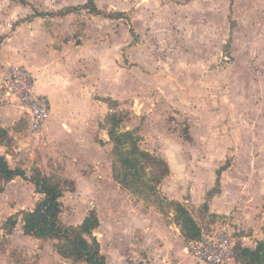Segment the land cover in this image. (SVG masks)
Masks as SVG:
<instances>
[{
  "label": "rangeland",
  "instance_id": "1",
  "mask_svg": "<svg viewBox=\"0 0 264 264\" xmlns=\"http://www.w3.org/2000/svg\"><path fill=\"white\" fill-rule=\"evenodd\" d=\"M93 1L99 13L85 6L88 0H0V47L17 27L24 24L28 32L26 22L36 13H47L40 19L48 18L45 28L55 31L48 42L64 58H73L79 78L90 74L96 99L108 107L97 109L104 121L99 126L108 129L110 112L124 116L119 130L135 132L142 149L169 165L160 194L181 202L204 235L226 223L236 238L248 236L244 243L252 246L264 233V0ZM69 7L72 14L56 20ZM26 39L15 40L22 54ZM24 126L23 121L14 126L18 139ZM50 152L47 148L41 168L39 156H31L26 146L12 150L7 160L28 175L37 168L72 181L60 199L61 221L78 225L82 214L99 210L103 227L95 236L102 253L112 255L110 264H179L194 258L184 238L177 252L164 249L159 238L160 252L152 254L156 232H177L170 228L174 212L156 198L144 200L116 186L109 176L115 162L111 150L99 153L96 168L82 167L78 182L75 167L61 165ZM222 166L220 201L228 203L226 214L217 215L210 193ZM4 185L0 181V188ZM5 186L0 191V257L12 264H86L54 258L55 241L25 236L19 213L16 226L3 229L15 208L27 209L35 197L24 180ZM144 208L150 209L148 216ZM109 210L122 229L105 238ZM237 212L240 224L232 222ZM247 262L237 251L231 264Z\"/></svg>",
  "mask_w": 264,
  "mask_h": 264
},
{
  "label": "crops",
  "instance_id": "2",
  "mask_svg": "<svg viewBox=\"0 0 264 264\" xmlns=\"http://www.w3.org/2000/svg\"><path fill=\"white\" fill-rule=\"evenodd\" d=\"M234 1L237 2V0ZM70 14L72 13H69V15ZM65 16L66 14L61 18L57 17L56 20H63L64 18H66ZM53 20L54 19H51L50 21L52 22ZM46 22H49L48 18L40 19V17H34L31 22H26L28 32H24V24L17 27L16 30L12 32V35L7 38L9 43H4L0 47V79L2 73L8 65H25L31 71L35 78V85L38 92L43 93L50 98L51 111L45 125L46 139L44 136V144L38 147L36 151L32 150L29 143H27L28 141L24 132L25 126L22 130V140L17 138L19 133L16 129H14V126L19 122L21 123L23 121L25 123V120L20 112L13 108L0 107V127L7 132L8 137L11 139V145L7 146L6 144L0 143V155H4L7 159V157H10V153L12 150L18 152L20 148H23L20 146V142L24 140L23 142H26L28 144L26 146V149L30 151V155L36 157L39 156L36 165L41 168L40 165L44 163V156L47 153L48 148L49 150H51L50 153L55 156V159L61 162V165H67L71 163V165L75 167L78 175L76 181L78 182L80 174L82 175V167H88L89 164H95L96 168V163H99V153L103 152L107 153V155H109L110 153L112 144L108 138L107 128L99 126L104 121L103 117H101L97 112V109L104 110V112H106L108 107L105 102L96 99V87L91 80L90 74L88 73L85 77L83 76L79 78V74L77 73L78 70H74L73 66L71 65L73 58H64L62 55H60L59 52L55 50V48L51 45L52 43L48 42L53 38L52 35L55 33V31L51 32L48 30V28H45ZM239 24L240 21L238 20L237 27H239ZM21 36L26 37V40L29 41V43L26 45V49L24 47V49L22 50L23 54L21 53V49H19L20 46L15 41ZM75 58L78 61L80 57L77 55ZM49 143L50 147H48ZM95 174L96 172L88 175L92 177ZM64 175L67 176V174L65 173ZM109 176L111 181L114 182L116 186L119 185L118 183L113 181L110 169ZM74 178L75 177H72V179ZM19 180L24 179L15 177L11 181L6 182L5 185L7 183H17ZM28 183L30 188L33 189L32 194H34L35 197H33V201H31L27 209H24V207L15 208V210H17L15 213H18L21 210L33 209L35 203L42 196L39 193L35 192V187L32 183ZM5 185L3 187V191L4 189L6 190V188H8ZM107 196H109L112 200L115 198L114 194ZM222 197L223 192L220 187L219 193L214 195L210 200V202L213 201L215 203L214 205L211 203V205L212 208L213 206L216 208L217 215L226 214L225 207L228 202L225 200L220 201V198ZM260 198L263 203L262 214H264V195ZM217 201H220V203L218 204ZM97 211L99 210H96V212ZM144 211L146 212L145 216H148L147 212L150 213V209L144 208ZM85 215V213L82 214L81 219H83ZM232 215L236 216L232 219V222H238V224H240L241 219L239 213H232ZM104 219L106 222L104 223L105 238H107V236L112 237L114 235V232L116 235L117 228L122 229V226H118V223H120L121 220L118 222L116 215L112 213V211L109 210V214H106L104 216ZM153 219L154 217H151V223H153ZM173 226H175V228L177 229V232H175L174 234H170V232L164 231L161 233V235H159V232H156L157 237L154 238L153 243L155 244V247H152L153 255H156L160 252V247H158L159 238H162L164 249H172L173 252L178 251L177 249H179L180 244L183 242V236L175 223L171 225L170 228H173ZM102 227L103 222L100 220V225L95 230L94 234H97V230ZM148 229L149 231L152 230V228L150 227ZM256 232L257 230H255V234ZM156 233H154L153 235H155ZM248 238L249 237L246 235H241V237L237 238L238 244H240L242 247L247 246L250 248H254L257 245V242H264V233H262V237H258V235L256 236L257 241L254 242V244L252 245L253 247L244 243ZM35 240L39 241L40 239ZM53 256L54 258L63 259L55 251L53 252ZM111 259L112 255L106 254L107 264H110ZM65 260L67 259H63V261ZM0 264L12 263H10L4 256H1ZM179 264L205 263L192 258L191 261L179 262Z\"/></svg>",
  "mask_w": 264,
  "mask_h": 264
},
{
  "label": "trees",
  "instance_id": "3",
  "mask_svg": "<svg viewBox=\"0 0 264 264\" xmlns=\"http://www.w3.org/2000/svg\"><path fill=\"white\" fill-rule=\"evenodd\" d=\"M89 4V6H88ZM90 11L99 13L93 0H88L85 5ZM73 7H69L58 15L71 13ZM47 13L38 12L35 17H44ZM109 127L107 134L112 143V156L115 162L112 166L113 180L122 188L130 190L139 198L148 200L156 198L162 206H169L174 214L173 220L180 227L181 234L186 241L202 239L204 232L191 216L189 210L178 200L168 199L160 194L161 181L169 174L170 168L165 159L159 155L150 153L139 146L140 137L131 130H119L124 121V116L110 112L106 116ZM11 139L7 132L0 127V143L10 144ZM225 166L216 172L215 187L210 193L214 196L220 191V176ZM20 177L35 187V192L41 198L31 210H21L22 232L40 240L55 241L53 247L56 253L63 259L72 262L86 264H107L106 256L101 251V245L94 232L100 225V220L94 208H91L81 223L78 225H66L61 221V198L66 190L65 185L71 180L46 175L39 169H33L32 175L20 167L9 166L4 155H0V181L6 183ZM215 190V191H214ZM3 191V188H0ZM207 206V203L204 204ZM18 213L10 215L3 225V229H12L18 222ZM241 258H247V264H264V242H257L254 248L239 247Z\"/></svg>",
  "mask_w": 264,
  "mask_h": 264
},
{
  "label": "built area",
  "instance_id": "4",
  "mask_svg": "<svg viewBox=\"0 0 264 264\" xmlns=\"http://www.w3.org/2000/svg\"><path fill=\"white\" fill-rule=\"evenodd\" d=\"M0 107L16 109L25 120V136L32 150L44 144L45 125L50 116V98L38 92L31 71L22 64L6 67L0 79ZM34 154V153H33ZM238 239L226 223L202 239L188 243V252L205 264H231Z\"/></svg>",
  "mask_w": 264,
  "mask_h": 264
},
{
  "label": "water",
  "instance_id": "5",
  "mask_svg": "<svg viewBox=\"0 0 264 264\" xmlns=\"http://www.w3.org/2000/svg\"><path fill=\"white\" fill-rule=\"evenodd\" d=\"M29 139L27 138V141H28ZM27 143H29V142H27ZM26 142H23V141H21L20 142V146L21 147H25V146H27L28 144H27Z\"/></svg>",
  "mask_w": 264,
  "mask_h": 264
}]
</instances>
